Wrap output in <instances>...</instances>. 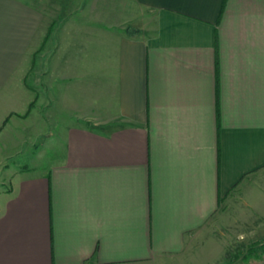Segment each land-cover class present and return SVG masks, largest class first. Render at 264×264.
<instances>
[{
    "label": "crops",
    "instance_id": "crops-1",
    "mask_svg": "<svg viewBox=\"0 0 264 264\" xmlns=\"http://www.w3.org/2000/svg\"><path fill=\"white\" fill-rule=\"evenodd\" d=\"M39 98L67 116L0 199V264H188L264 172V0H0V141Z\"/></svg>",
    "mask_w": 264,
    "mask_h": 264
},
{
    "label": "rangeland",
    "instance_id": "rangeland-1",
    "mask_svg": "<svg viewBox=\"0 0 264 264\" xmlns=\"http://www.w3.org/2000/svg\"><path fill=\"white\" fill-rule=\"evenodd\" d=\"M34 70V74L40 73L39 67ZM28 82L41 93L37 81ZM40 99L35 100L34 111L27 121L26 114H18L17 124L8 132L10 137L3 136L0 141V199L11 191L16 177L23 171L42 170L57 157L54 139L60 131L54 127L64 122L67 115L55 103L54 114L48 116L46 102L37 103ZM26 106L20 109L26 110ZM22 120L26 123L22 124ZM260 200L263 206L258 209ZM186 261L188 264H264V172L247 178L243 188L223 201L217 214L202 227Z\"/></svg>",
    "mask_w": 264,
    "mask_h": 264
}]
</instances>
